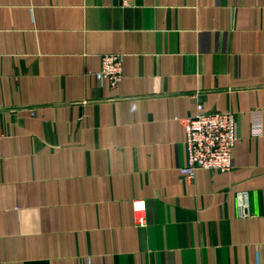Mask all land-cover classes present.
<instances>
[{
	"label": "crops",
	"instance_id": "obj_1",
	"mask_svg": "<svg viewBox=\"0 0 264 264\" xmlns=\"http://www.w3.org/2000/svg\"><path fill=\"white\" fill-rule=\"evenodd\" d=\"M198 104L235 167L187 179ZM0 135V264H264V0H0Z\"/></svg>",
	"mask_w": 264,
	"mask_h": 264
},
{
	"label": "built area",
	"instance_id": "obj_2",
	"mask_svg": "<svg viewBox=\"0 0 264 264\" xmlns=\"http://www.w3.org/2000/svg\"><path fill=\"white\" fill-rule=\"evenodd\" d=\"M123 59L121 53L102 55L101 68L96 73L97 79L107 81L111 88H116L124 75ZM182 123L186 133L188 157L181 172L187 179H193L198 169L220 172L234 169L233 150L239 139L234 111H208L203 104H198L196 112L183 118ZM146 207L144 200L134 201L136 222L140 226L147 223Z\"/></svg>",
	"mask_w": 264,
	"mask_h": 264
}]
</instances>
